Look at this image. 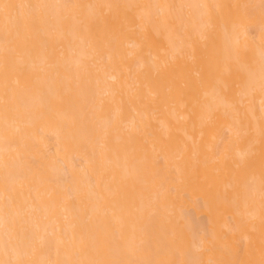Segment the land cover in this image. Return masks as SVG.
<instances>
[{
  "label": "bare ground",
  "instance_id": "obj_1",
  "mask_svg": "<svg viewBox=\"0 0 264 264\" xmlns=\"http://www.w3.org/2000/svg\"><path fill=\"white\" fill-rule=\"evenodd\" d=\"M0 264H264V0H0Z\"/></svg>",
  "mask_w": 264,
  "mask_h": 264
}]
</instances>
